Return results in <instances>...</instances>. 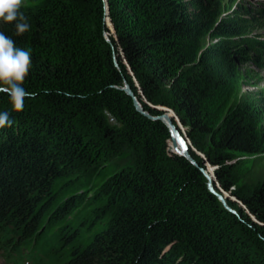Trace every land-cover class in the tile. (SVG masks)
<instances>
[{
  "label": "trees",
  "instance_id": "16d2710c",
  "mask_svg": "<svg viewBox=\"0 0 264 264\" xmlns=\"http://www.w3.org/2000/svg\"><path fill=\"white\" fill-rule=\"evenodd\" d=\"M107 5L108 13L104 0H23L30 30L16 36L12 25L0 23L17 47L30 50L28 99L49 108L28 105L16 113L7 95L8 104L0 105L13 121L0 129V258L264 264V177L245 193L231 192L239 201L226 199L231 213L202 172L212 178L206 164L216 167L217 185L230 192L234 155L263 153L264 130L256 125L263 119L233 100L241 65L264 70V41H247L264 23V6L244 0ZM124 83L150 116L165 112L157 107L176 114L166 117L180 121L203 155L189 148L197 166L173 155L169 129L136 110ZM108 198L116 212L103 211Z\"/></svg>",
  "mask_w": 264,
  "mask_h": 264
},
{
  "label": "rangeland",
  "instance_id": "374dc122",
  "mask_svg": "<svg viewBox=\"0 0 264 264\" xmlns=\"http://www.w3.org/2000/svg\"><path fill=\"white\" fill-rule=\"evenodd\" d=\"M245 3L253 8L260 7L263 8L264 0H244ZM247 41L249 43H258L264 41V23L261 26L255 27L251 29L250 33L247 36ZM246 48L248 46L245 45ZM241 76L239 79V85L236 90L234 96V105L241 106L242 108L247 109L249 115L252 118H255L257 113L260 114L264 123V70H260L257 67L253 66L251 63H245L240 66ZM0 105L8 104L6 101V95L0 93ZM10 104V103H9ZM32 105V107H40L39 109H43L44 111L49 109L47 108V104L42 101L25 99V106ZM168 112L167 114H170ZM173 115V113H171ZM111 124H116V122L111 118L107 117ZM176 118V117H175ZM177 123L178 120L176 119ZM259 131L264 130V124L261 126L260 123H256ZM87 131L90 132V129L86 126ZM184 132L185 129L182 128ZM179 146V145H178ZM196 150V149H195ZM198 156L203 157V155L197 151ZM234 155V154H233ZM125 155L118 156V158H124ZM123 162H126L128 165V158H124ZM231 164L235 167L234 169V177L236 183L233 187H231L230 192L223 191L216 183L214 171L210 164H206V170L212 175V184L215 183V186L220 190L221 195L228 200H232L235 202H239L238 199L233 195V193H245L248 190H251L254 186H257L264 177V150L260 155H244V154H235L234 158L231 161ZM206 172V171H205ZM81 175H85L84 173H80ZM80 175V176H81ZM90 188L86 187L85 190H89ZM107 201V200H106ZM105 213L116 212L111 204V200L108 198L105 206L102 208ZM98 216L106 217L104 213H99ZM195 264H198L197 260H194ZM0 264H4L2 260H0ZM191 264V263H190Z\"/></svg>",
  "mask_w": 264,
  "mask_h": 264
},
{
  "label": "clouds",
  "instance_id": "9594fccd",
  "mask_svg": "<svg viewBox=\"0 0 264 264\" xmlns=\"http://www.w3.org/2000/svg\"><path fill=\"white\" fill-rule=\"evenodd\" d=\"M22 7L23 0H0V23L12 25L16 36H22L31 27ZM31 63L30 50L17 47L12 37L0 31V93L9 97L16 113L22 112L25 99L34 95L23 87ZM12 123L9 112H0V129L11 127Z\"/></svg>",
  "mask_w": 264,
  "mask_h": 264
},
{
  "label": "water",
  "instance_id": "95a60500",
  "mask_svg": "<svg viewBox=\"0 0 264 264\" xmlns=\"http://www.w3.org/2000/svg\"><path fill=\"white\" fill-rule=\"evenodd\" d=\"M104 2H105V10H106V13H108L107 0H104ZM106 24H107V27L109 29L111 28L112 34L114 35L115 34L114 33V27L111 24V21H110V19L108 17L106 19ZM104 36H105V39L107 40V42H109L108 35L105 34ZM122 90L133 99L134 106H135V108H136L137 111L141 112L143 115L148 116L149 118H151L153 120H160V121H162L166 125V127L169 129V132H170V141L173 143L174 147L178 151V152H175L173 155H177V156H180V157H184L191 164H193L194 166H197V163L194 161V159L189 154V148L194 153H197V151L193 148L191 142L189 141V139H188V137L186 135V132L185 131L184 132L182 131L183 126L180 123V121H178V124L177 125H172L171 127H169L166 124V122H165V117H166V115H167L168 112H171L174 115H176V114L172 110H170V109L163 108V107H157V109L163 110L165 112L161 116L152 117L147 112H144L143 111L142 105L140 104V102L138 101V99L135 97L134 93L132 92V90L130 89V87H129V85L127 83H124V87L122 88ZM215 169H216V167H213V170H215ZM202 172H203L204 176L206 177V179L208 181L209 191L218 198V200L221 202V204L223 205V207L227 211H229L231 213H234V211L231 210V208L227 205V203L225 201V198L221 194L217 193L214 190V187L210 183L209 177L206 175L205 171L202 170Z\"/></svg>",
  "mask_w": 264,
  "mask_h": 264
},
{
  "label": "bare ground",
  "instance_id": "6f19581e",
  "mask_svg": "<svg viewBox=\"0 0 264 264\" xmlns=\"http://www.w3.org/2000/svg\"><path fill=\"white\" fill-rule=\"evenodd\" d=\"M165 122L166 124L171 127L173 124L171 123L170 119L168 117H165ZM172 146H173V151L174 152H178L177 149L174 147L173 143H172ZM206 173V172H205ZM207 175V173H206ZM208 176V175H207ZM209 177V176H208ZM209 180H210V183L212 184V179L209 177Z\"/></svg>",
  "mask_w": 264,
  "mask_h": 264
}]
</instances>
